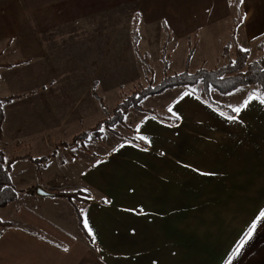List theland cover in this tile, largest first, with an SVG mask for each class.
I'll use <instances>...</instances> for the list:
<instances>
[{"label":"crops","instance_id":"1","mask_svg":"<svg viewBox=\"0 0 264 264\" xmlns=\"http://www.w3.org/2000/svg\"><path fill=\"white\" fill-rule=\"evenodd\" d=\"M134 13L142 26H164L176 38L218 31L235 38L169 42L170 75L175 63L219 68L227 54L252 53L264 39V0H0V96L10 99L1 149L8 160L20 158L10 172L18 199L0 208L8 213L0 219L14 224L0 232V264H264V224L237 253L264 211V103L233 111L250 96L264 98L259 86L211 88L209 98L203 86L169 88L147 97L158 105L145 107V98L116 126L131 135L115 129L99 145L82 142V152L60 148L104 120L94 122L110 110L106 94L142 66L128 68L121 50L122 69L108 70L104 88L94 89L78 80L91 77V49L62 69L51 47ZM32 187L49 195L28 193ZM77 191L85 197L53 195Z\"/></svg>","mask_w":264,"mask_h":264},{"label":"rangeland","instance_id":"2","mask_svg":"<svg viewBox=\"0 0 264 264\" xmlns=\"http://www.w3.org/2000/svg\"><path fill=\"white\" fill-rule=\"evenodd\" d=\"M229 34L230 33L228 31H218L214 32L213 35L207 34L206 38L204 36L200 37L198 33H192L191 35L183 38H176L164 26H142V23L140 22V16L134 13L119 18V20H115L111 23L108 22L103 25H96L90 30L77 31L72 32L70 35H65L57 42H54L55 45L52 44L54 46L51 47L50 55L55 56V64L57 66H61L62 69H64L69 64L68 60L72 54H84L85 49L87 51L91 49L93 55L90 69L92 73L91 77L89 79H85L83 76L78 80L80 81V85H83L85 82H87L88 85L90 87L92 86L94 89H100L105 85L106 82L104 83L101 81L104 74L107 76L108 70H110V72L113 71L116 73L118 70L122 69L120 67L121 61L119 59L121 50L124 52L123 56H125V61H127L126 66H128V68H133L135 66L138 68V65L142 66V69H138L132 77H129L130 74L125 76L126 81H123L124 84L122 83L115 92H108L106 94V100L110 110L106 112V116L105 112L102 113V109V112L98 111L97 117L94 118L95 122L102 117H105L104 119L113 118V108L119 99V102L128 100L129 98H132L135 93L141 92L149 86L152 87L158 85L166 75H175H170L166 72V68H168L167 59L172 55V50L170 53L172 44L169 45V42H190L193 47L196 46L197 42H214V38L218 39L216 42H233L235 38L233 37L232 40V37H230ZM177 47L178 46L176 45V47L173 49H176ZM178 50L181 51V48ZM227 50H229V48H227L225 51ZM248 51V62H253L260 59L261 57H264V39L259 40L256 43L252 53L250 50ZM191 54L193 55V50L191 51ZM137 55L140 57L142 62H137ZM192 55L190 56V59ZM226 57L224 63L220 67L226 66L230 62L234 61L236 59V52L235 54H227ZM189 64L190 62L188 63L186 70L191 73L195 72V68L192 69L194 71H191V69L188 68L190 66ZM84 65L85 64L81 62L79 64V70L84 71ZM183 70L185 71V66H178L176 63L171 68V72H176V74L181 73ZM195 89H199L202 92V85L196 86ZM143 104L147 108L153 107L158 105V100L147 98ZM132 108L135 107L128 108L126 114ZM107 113L109 115H107ZM123 123H125V120ZM118 124L120 125L122 123ZM118 124L102 126V135L106 134L107 132V134L111 136L112 134H115L116 130H119V132L124 133L125 135H131V128H128L127 126L124 128L119 126L116 127ZM96 125H94L92 128H95ZM102 135L100 137H93V135L90 138H93L92 140L94 144L99 145L101 141H99V143H96L95 141L101 138ZM90 138L86 140L90 142ZM85 141H83V143ZM103 144H106V142H103ZM111 146V142L106 145V147ZM60 148H66L72 151H83L82 141H72L71 143L68 142L66 144L62 143ZM20 196H23V194ZM84 197L85 196L82 195V198ZM7 216L8 213L3 212L1 213L0 218L6 219Z\"/></svg>","mask_w":264,"mask_h":264},{"label":"trees","instance_id":"3","mask_svg":"<svg viewBox=\"0 0 264 264\" xmlns=\"http://www.w3.org/2000/svg\"><path fill=\"white\" fill-rule=\"evenodd\" d=\"M248 57V50L238 48L236 50V59L226 66L216 69L200 68L193 73L185 70L173 76L166 75L158 85L152 87L149 86L141 92L135 93L132 98L117 103L113 109V118H107L100 121L95 128H91L75 136L73 142H83L93 135V137H100L103 134L101 131L102 126L123 123L128 108L135 107L136 109L142 110L141 102L146 97L159 95L169 88H191L197 85H202L204 87L206 96L209 98L211 88L217 89L222 94H228L243 86L257 85L260 87L264 97V57H261L260 59L253 62H248ZM8 100L10 99L2 98L0 96V208H4L13 201H16L19 195L18 190L12 182L10 172L12 164L20 158H12L7 160L3 150L1 149L3 122L5 116L3 105ZM103 106L105 107V105ZM134 141L145 145V143L137 139H134ZM27 192L37 193L38 189L32 187L27 190ZM53 195L58 197H66L69 200H75L82 199V195H84V193L77 191ZM77 216L80 228L82 229L86 238L91 242L92 238L84 226L83 217L79 211L77 212ZM12 226H14L13 223L4 222L0 219V232Z\"/></svg>","mask_w":264,"mask_h":264},{"label":"snow or ice","instance_id":"4","mask_svg":"<svg viewBox=\"0 0 264 264\" xmlns=\"http://www.w3.org/2000/svg\"><path fill=\"white\" fill-rule=\"evenodd\" d=\"M241 2H243V0H241ZM190 93H185V95H189ZM253 99H259L261 103H264V98L258 97V96H250L247 100L244 101L243 105L240 107H236L233 109V111L235 113H237V115L241 112L242 108L247 107L248 104L250 103L251 100ZM171 111V109H169ZM223 115V113H222ZM237 117L236 116H229L228 119L230 120H235ZM141 139H145V137H141ZM107 202V201H106ZM264 211H262L259 216L256 218V220L253 222V224L251 225V228L249 229V231L246 233V236L244 238H242V240L240 241V243L237 246V253H239V251L246 245V243L252 238V235L254 233V231L257 229V225L258 224H264ZM84 224L85 227H88V221L87 218H85L84 220ZM89 232H91V229L89 228ZM67 251V249H65Z\"/></svg>","mask_w":264,"mask_h":264},{"label":"water","instance_id":"5","mask_svg":"<svg viewBox=\"0 0 264 264\" xmlns=\"http://www.w3.org/2000/svg\"><path fill=\"white\" fill-rule=\"evenodd\" d=\"M38 194H40V195H49L48 192H46V191H44L42 189H38Z\"/></svg>","mask_w":264,"mask_h":264}]
</instances>
